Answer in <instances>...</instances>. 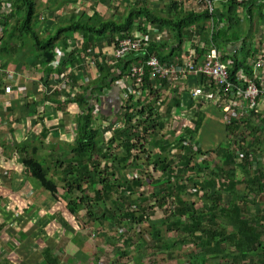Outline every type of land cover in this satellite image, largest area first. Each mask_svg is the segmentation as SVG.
Segmentation results:
<instances>
[{
    "label": "trees",
    "instance_id": "trees-1",
    "mask_svg": "<svg viewBox=\"0 0 264 264\" xmlns=\"http://www.w3.org/2000/svg\"><path fill=\"white\" fill-rule=\"evenodd\" d=\"M37 1L11 0L12 9L9 10V2L0 0V21H3L2 24L0 22V29L5 28L2 37H0V56H17V63L24 64L28 56L33 55L35 64L43 70L41 71L42 74L46 73L50 76L55 72L62 76L70 70L71 87H76V84L84 79L82 73L86 72L89 68L88 65L97 67L99 76L89 85L81 86L83 92L76 99L83 110V114L82 118L79 117V136L72 147V157L69 162L48 165L46 161L37 158L38 152L34 156L29 154L25 167L28 173L39 180L41 185L58 199L61 194L59 183L48 180L47 176L50 170H54L55 166L62 168L63 173L65 172L67 176L64 179L67 187L65 191L68 198H71V202L68 201V207L73 215H79L80 211L87 210L94 222L121 224L122 220H126L133 225L140 226L149 219V208L144 205L146 199L141 196L135 201L132 200L136 193L134 185L120 175L119 167H133L130 163L131 157H133L134 162L142 163L143 166L144 163H154L163 172V177L156 182L158 187L154 193V198L157 203L163 200L160 204L161 207L166 205V198H175V205L168 209L169 214L166 215V220L162 225L149 224L152 229L149 235L153 241L161 245L159 247L164 248L166 246L164 233L169 235L175 233L180 237L176 242L174 241L175 246L194 243L195 247L200 249V264H207L208 261H212L213 264H220L221 260H230L229 264H234V249L243 259L250 258L257 251L262 238L264 239V227L259 224L255 226L244 216L245 214L242 215V209L237 205V200L234 197L237 195L238 186L240 187L241 184L245 185L243 190H246L247 194L241 195L240 200H250L251 195H255L258 199L264 195V164L259 158L261 149L257 151L264 143L262 141L256 142L254 136V132L259 130V126L264 132V121H261L260 117L252 115L245 120L252 131L244 130L242 137L252 136L253 141L246 148L244 145H237V143L234 146L221 145L213 151L218 158L214 165L205 159L201 160V156H207L210 153L203 152L201 148L195 146L196 134L204 122V116L199 115L196 108H193L196 117L193 122L195 130L186 129L179 140L169 146L166 143V140L169 139L166 134L163 132L164 135L160 137L157 132L165 130L166 123L171 117L178 114L183 107H192L194 102L189 103L188 96H185L183 100L182 94L178 95V89L171 86L168 79H151V74L148 73L151 69L145 66L146 77L144 82L146 86L151 88V96L148 97L147 101L135 102L132 101L133 97H131V101H128L125 107L107 108L103 114H100L105 119L124 114V127L114 126L113 129L112 126L110 139L103 138L101 136L103 131L93 127L96 107L105 103V101H100V97L106 89H109L111 83L128 75L131 65L146 61L147 58H152L154 55L158 56L162 62L174 63L175 57L181 56V48L185 39L191 37V33L184 37L191 25L197 24V33L200 35L201 42L207 46L213 45L218 49L221 48L222 43L231 44L234 42L235 44L243 39L244 33L239 23L236 0L229 1L228 10L224 9L223 13L214 15L216 21L213 20V26L216 27L212 30L205 27L210 18L208 11H184L183 7L172 2L167 5L169 13L167 17L159 15L146 6L139 7L137 5L129 7L128 15L122 20L103 18L96 9L93 16L89 14L82 16L63 14L60 16V20H58L59 17H54L59 15L58 12L61 8L67 7L73 0H46L48 17H45L44 27L41 30L39 27L41 15L37 12ZM244 6L247 14H253V11L258 8V12L262 15L264 0H253L251 3L244 2ZM231 16L234 18V33L220 27L221 23L226 25L227 21L224 20ZM139 17L144 18L146 22L139 20ZM50 19H57L58 21ZM137 24L139 29L142 28L143 30L146 28V24H151L169 31L175 40L169 44L166 40L153 39L152 42H147L143 49L144 52L131 54L118 62L112 60L111 54L113 52L102 53L106 47L113 49L118 39L132 35ZM77 31H80L85 37L86 42L83 49L78 46L72 48ZM244 39L243 45L235 50L231 56L234 60L232 69L234 79L239 70L248 71L251 69L246 63L247 57L251 55L252 45L247 43L246 38ZM26 46L29 47L27 51L25 50ZM60 47L65 49L67 54L63 57L62 66L57 69L54 68L53 63ZM97 48H99L100 53L91 55L92 51ZM196 50L200 55H203L205 51L204 48L199 47H196ZM83 55L89 60H84ZM8 64L3 65L4 69L14 71L11 67H7ZM60 71L62 72L61 75ZM209 79L202 76L199 81L206 82L205 80L208 81ZM46 80L49 81V76L46 77ZM47 86L50 84L47 83ZM47 90L48 92L52 91V88H47ZM2 91L5 92V90ZM166 92H169L168 96H166ZM162 96L165 100H169L165 102ZM94 98L99 104L95 105ZM154 100L158 107L151 104ZM134 111L144 121L140 124L141 129L137 128V131L131 126ZM234 124V131L240 129L237 122ZM128 129L129 135L127 134ZM227 129L229 130V125ZM123 134L126 135L122 145L125 154L119 157L115 153L117 149H122V147L117 143L116 138ZM151 135L159 138L154 142V145L159 149L158 154L155 153L156 148L144 143L147 142V137ZM193 146L197 148V151H194ZM235 147L240 150L246 149L245 154L247 155L244 154L243 158L240 159L234 151ZM168 152L171 154L170 158ZM175 153L178 160L172 157ZM141 155L144 156L143 159H141ZM153 159L156 161L152 162ZM102 161L113 165L108 166L106 164L104 170H100ZM135 167H140V165ZM236 169H241L244 172L241 180L237 178V175H233ZM188 173L192 174L188 181L194 183V188L197 191H192L187 195L199 197L202 194L201 197L204 201L202 210L196 209L191 201L182 198L181 194L187 190V186L182 182ZM204 175L207 177H203ZM209 188L211 189L210 193L205 192ZM224 192L230 193L231 199L228 203L224 197ZM161 195L162 198H160ZM109 201L115 205L119 201L128 202L127 207L129 208L118 211L116 209L118 206H115L105 213L102 212V214L90 213L94 203H107ZM132 206L139 208V210H130ZM262 218L264 219V214ZM128 240L130 243L127 246L130 247L133 240ZM120 255L123 257L122 254ZM190 263L198 264V257L191 260Z\"/></svg>",
    "mask_w": 264,
    "mask_h": 264
},
{
    "label": "crops",
    "instance_id": "crops-1",
    "mask_svg": "<svg viewBox=\"0 0 264 264\" xmlns=\"http://www.w3.org/2000/svg\"><path fill=\"white\" fill-rule=\"evenodd\" d=\"M114 1L73 0L70 5L75 10L68 14L70 16L73 14H76V16H82L83 14L93 16L96 9L103 18H115L109 14V12H112L109 8H113L115 5ZM162 1L166 5L167 11L160 13L153 11L163 17L168 16L167 5L172 2L183 7L184 11H208L210 16L208 20L216 21L214 15L223 13L224 9L228 10L227 5L230 0ZM191 1L196 6L187 9L186 7L190 6ZM252 1H247L246 3H251ZM126 2L129 7L139 6L138 3L148 6V8L151 7L149 6L151 2L147 0H127ZM236 3L238 4L237 14L240 19L239 22H242L244 28L247 24V17H250L251 14H247L244 3H240L238 0H236ZM123 4L124 0H120L117 4L118 15H120L118 18L121 20L126 18L129 13V9L125 8ZM105 5L108 8L104 7ZM138 19L146 22L144 18L139 17ZM224 21H227V24L221 23L220 27L234 33V18L231 16ZM145 27L144 30L142 28L139 29L137 24L130 37L149 36L152 39L166 40L169 44H172L175 40L169 31L167 32L151 24H146ZM205 27L208 30H212L216 26H212L207 21ZM188 29L184 37L188 36L189 33H191V37L185 39L181 54L190 53L193 50L195 39L200 37L197 33V24L191 25ZM253 29L254 37L246 39L248 44L251 41L253 44L251 55L247 57L246 63L251 69L248 71L241 69L238 73L243 71L248 77L252 79L257 77L261 80L264 79V68H257L255 61L259 55L264 57V26L262 22L254 19ZM81 37L83 39L80 38L79 40L86 42L82 33ZM254 39L257 40L256 44ZM244 40L243 38L235 44L234 42L231 44L222 43L220 49L213 45L207 46L204 44L203 48L205 51L203 55L197 53L196 60L199 63L204 61L207 54L212 49H215L219 54L220 60L223 63L231 64L233 69L234 60L231 56L235 50L243 45ZM85 42L79 43L80 49L84 48ZM28 48L26 46L25 50L27 51ZM177 57L179 56H176L175 60ZM90 60L93 59L90 58ZM17 61V56H0V63L4 65L9 63L7 67H11L15 74L9 77L7 74L0 73V264H105L103 259L111 260L115 254L110 253V247L106 245L105 241H98L95 238L97 234H94L95 237H93L91 233L97 226L103 228L108 223L103 224L93 221L84 224L81 220H78V215H73L70 212L67 207L68 201L66 204L63 202L64 199H67V193L66 191L62 192L61 189V182L65 177H63L62 168L55 166L54 170H50L47 176L48 180L59 183L61 194L58 199L46 190L39 180L33 178L25 168L28 155L34 156L37 152V158L46 161L48 165L65 162L64 151L66 152L65 154L72 151V147L79 136L77 123H79V117L82 118L83 114V110L76 99L83 92L81 86H87L92 81L97 80L99 76L98 69L89 65L86 72L82 73L84 79L79 84H76V87H71L70 85L69 89L63 93V96H59L60 92L53 93V91L48 92L47 90V88H52L53 90L52 86H54L55 80L59 76L58 72L49 76V81H47L46 77L42 76V68L35 64L33 55L28 56L25 63L23 62L24 64H21V62L17 63ZM61 74L62 72L60 71ZM15 80L17 83H14ZM118 80L112 82L109 89L105 88L106 90L102 93L100 101L118 89L116 86ZM12 81L16 90L22 92L20 96H8L5 92L3 93L2 90H5L6 86H8L7 84H11ZM47 83L50 86H47ZM192 83L190 82V84ZM23 91H25V95H22ZM94 103L95 105L99 104L96 98H94ZM107 106L110 108L109 104ZM107 106H103L104 112ZM199 115L204 116L205 110L203 112L201 109ZM101 118V115L98 116L95 111L93 127L99 128L102 132ZM74 126L76 129L72 131ZM200 132L201 130L199 131L198 139L200 138ZM71 157H68L66 162H69L68 160ZM243 194H247L246 190L238 188L237 195L234 197L237 200V205L242 209V215L245 214L244 216L255 226L259 224L264 227V219L262 218L264 206L258 208L256 213L253 210L260 204L259 202L263 195L258 197V199H256L255 195H251L250 200H240ZM63 208H66L73 215L74 221H71L66 216ZM117 226L118 224H116ZM136 244L137 242H133L129 247L130 251ZM251 244H254V242H251ZM124 255H127V253H124ZM112 262L116 263L114 259ZM234 264H264V239L262 238L257 251L250 258L243 259L234 249Z\"/></svg>",
    "mask_w": 264,
    "mask_h": 264
},
{
    "label": "rangeland",
    "instance_id": "rangeland-1",
    "mask_svg": "<svg viewBox=\"0 0 264 264\" xmlns=\"http://www.w3.org/2000/svg\"><path fill=\"white\" fill-rule=\"evenodd\" d=\"M108 1H112V0H108ZM119 1L120 0H115L114 1L115 5L113 6V8H109V10L112 11V12H109L110 16L115 17V18H118V16H120V15H118V10H117L118 9L117 4ZM126 1L127 0H124L123 6L127 9H129V6H128ZM147 1L151 2V4H149V6H151V7H149V8H151L152 10L159 12V13L167 11L166 5H164V2L162 0H160V1L159 0H147ZM46 3H47L46 0H38L37 1V5H38L37 12H38V14L41 15V17L39 18L40 26L39 25L38 26L41 28V30H43V27H44L45 17H48V12L46 9ZM70 4L67 7L61 8V10L58 12L59 15L58 16L55 15L54 17H56V18L59 17L58 20H60L61 15H63V14L65 15V14H68L69 12L74 11L75 9H72ZM138 5L139 6H146L143 4L141 5L139 3H138ZM195 6H196L195 3L193 1H191L190 6L186 7V8L191 9ZM104 7L108 8L107 5H105ZM257 9L258 8H256L253 11V14H251L250 17H247V24L245 25L244 28H243L242 22H239L241 29L243 30V32H245L243 38L250 39L251 37H254V29H253L254 19H257L258 22H262V25L264 26V6H263V14L262 15L258 12ZM255 15H256V17H255ZM253 16H254V19H253ZM50 20H53V19H50ZM55 20L58 21L57 19H55ZM55 20H53V21H55ZM118 20H121V19H118ZM244 24H245V22H244ZM75 38L77 39V42H75L72 45V48L75 46H78L80 42H85L84 40H78L80 38L83 39L81 37V33L79 31L75 33ZM263 39H264V37H263ZM254 41L256 44L257 40L254 39ZM59 51H61L63 54H65V53L67 54V51L61 47L59 48ZM99 51H100L99 48H97L96 50L92 51L91 55L97 54ZM56 54H57L56 55V59H57L58 57H60V55L58 54V52ZM29 57H30V55H29ZM112 57H113V55L111 54V58ZM83 59L87 60V61L89 60V58H86L85 55H83ZM118 61H120V60H118ZM118 61H116V62H118ZM15 69H17V68H15ZM60 81H62V80L56 79L55 84L52 87L54 88ZM11 83H13V81ZM14 83H17V81L15 80ZM199 87H201V85L194 84V83L189 84V90L196 89ZM52 91L54 93V90H52ZM52 91H49V92H52ZM24 92L25 91H23L22 95L26 94ZM21 93L22 92L20 91V94ZM189 93L191 94L190 91H189ZM61 95L63 96V94H59V96H61ZM168 95H169V92H166V96H168ZM50 96L53 97L52 94H50ZM162 99L165 100V98L163 96H162ZM168 100L166 99L165 102H167ZM151 104L154 105L155 107H158V104L155 102V100L152 101ZM201 109L203 110V112L205 110L204 122L202 123V128L200 129L201 130L200 138L198 140H196L195 146L198 148H201L202 151L204 150L203 152H209L210 153L207 156H201V160L205 159V161H208L212 165H214V163L218 160V158L216 157V155L214 154L213 151L215 149L219 148L221 145L222 146H226V145H233L234 146L237 143V145H244V147L246 148L247 145L253 141L252 136L242 137V134H241L243 129L248 130V131H252L250 126L246 125L243 128L234 131V125L235 124H231L232 125V127H231V125L224 122L221 112L219 111V109L215 108L212 104L203 105V107ZM101 110H102V114H103L104 111H103V109H101ZM123 115L111 116V117H108L107 119L101 118L100 124L103 127V132H102L101 136L103 138H106V139L111 138L112 126L115 125L117 123V121L123 122L124 121ZM193 118L195 119L194 113H193ZM104 120L106 122H104ZM142 122H144V121L134 111L133 112L132 125H131L132 127H134V130L136 129V131H137V128L141 129L140 124ZM228 125H229V130L227 129ZM118 126H120V124H118ZM170 128H171V126H168L165 128V130L158 131L157 134L160 137L163 136L164 134H166L167 138L171 139V140L167 139L166 141H168V142H166V143L171 145L173 142L176 143L179 140V137L181 135L180 131L182 129V125H181L178 118H176V117L174 118L173 127L171 128V130H170ZM72 131H75V130H72ZM128 131H129V129L127 130V134L129 135ZM163 132H164V134H163ZM198 132H197V134H198ZM256 132H258V134H256ZM254 136H255L256 142L262 141L264 143V132L261 131L260 126H259V130H256L254 132ZM125 138H126V135H124V134L121 136H117V138H116V140L118 141L117 143H119V145L122 147V149L121 148L117 149V152L115 153V155H118L119 157L120 156L122 157V155L125 154L123 152L124 148L122 146L123 140ZM158 139H159L158 136L151 135V136L147 137V139H146L147 142H144V143L146 145L152 146L153 148H156V151H155V153H156L157 151H159V149L156 145H154V142ZM116 146H118V144H116ZM237 150L239 151L240 154H245L247 152L246 149L240 150L239 148L235 147L234 151H237ZM259 150H260L259 158L262 159V162L264 164V145L257 149V151H259ZM151 151H152V149H151ZM65 153L66 152L64 151V154H63L64 159L67 160L68 157L71 156L72 151L70 153H67V154H65ZM168 153H169L168 157L170 158L171 154H170V152H168ZM245 155H247V154H245ZM141 157H142L141 159L144 158L143 155H141ZM172 157H173V159L178 160V156L176 155V153L173 154ZM47 160H48V162H50L49 159H47ZM66 160H64V161L66 162ZM106 161L101 162L100 170H104V165H106V164L108 166L113 165L112 163H107ZM151 161L155 162L156 159H153ZM130 163H132L133 167H131V166H129L127 168H120L119 167L120 175L123 176L124 178H126V180L129 183H133L134 189L136 191L134 197H132L133 201H135L138 197H141V196L146 199V203L144 205H146L149 208V212H148L149 219L146 223H143L140 226H136V225H133L126 220H122L123 222H121V224H118V226L116 227L115 222H113L111 220V218L109 216H107V218L110 219L113 223H109L106 226L104 225L103 228H100L99 226H97V228L93 230V233H91V236H93V237H95L94 234H97V237H95V238L100 242L105 241L106 245L110 247V253L115 254V256H113V258L111 260L110 259H103V262H105V264H191L190 261L198 257V264H200V258H201L200 249L199 248L197 249L195 247L194 243L181 244V245L178 244L177 246H175L174 241L176 242L180 238L175 233H173L171 235H169L168 233L163 234V236L165 238V243H166V246L164 248L159 247L161 245H159V243H156L155 241H153L151 235H149V234H151V231H152L151 226H149V224L154 225V226L155 225L161 226L162 223L166 220V215L169 214L168 209L172 208V206L175 205V198L174 197L172 199L166 198V202H165L166 205H164V207H161L160 204L163 200H160L157 203L156 199L154 198V193H156V191H157L156 188L158 187L156 182L159 181L160 178L163 177L162 169L154 163H144V166H143L142 163L139 164L137 162H134L133 157L130 158ZM137 165H140V167H135ZM2 171L5 172L4 169H2ZM243 173L244 172L241 169H236L235 172L233 173V175H237V178L239 180H241L243 178ZM64 174H65V172H64ZM64 174H63V177L64 176L65 177L63 178V181L61 182L62 192H64L65 189L67 188L66 183L64 181V179L67 176ZM191 175L192 174L188 173L185 176L184 181L182 183L187 186V190L184 191L181 195H182V198H186L188 201H191L195 205L196 209L202 210L204 208V201H203V198L201 197L202 194H200L199 197H197L195 195H191V196L187 195V193H192V191H197V189L194 188V183L188 181V178ZM203 177H207V175H204ZM195 181H197V180H195ZM244 187H245V185L241 184L240 187H238V188L243 190ZM210 191H211L210 188L205 190V192H209V193H210ZM66 197L68 198V196H66ZM162 197L163 196L161 195L160 198H162ZM224 197H226L227 203L231 199L229 192H224ZM67 201L71 202V198L69 197L68 200H66V199L63 200V202H65V204ZM259 203L260 204L257 205V207H255L253 209L254 213H256L258 208H261L264 206V195L262 196ZM128 204H129L128 202H124V201H119L117 205H115L111 201H109L107 203H103V202L94 203L92 206V209L90 210V213L91 212H97V214H102V212L105 213L109 209H111L115 206H118L116 208V209H118V211H124V210H126V208H129V207H127ZM135 209H136V211L139 210V208H135V206H132L130 208V210H132V211H134ZM63 211L66 213V216L71 221H74L73 215L71 213H69L66 208H63ZM77 218H78V220H81L84 224H88L90 222H93L91 219V214H88L87 210L80 211ZM128 239L133 240V242H137V244L134 246L132 251H130L129 247L127 246V244L130 243V241ZM124 243L126 245V248H125ZM125 249H126V251H125ZM124 253H127V255L132 254L133 256L128 257L127 255H124ZM119 254H122L123 257H121V255H120V258H119ZM113 259L116 261V263L112 262ZM98 260H99V258H98ZM107 260H109V261H107ZM229 263H230V260H221L220 261V264H229ZM207 264H213V263H212V261H208Z\"/></svg>",
    "mask_w": 264,
    "mask_h": 264
},
{
    "label": "built area",
    "instance_id": "built-area-1",
    "mask_svg": "<svg viewBox=\"0 0 264 264\" xmlns=\"http://www.w3.org/2000/svg\"><path fill=\"white\" fill-rule=\"evenodd\" d=\"M238 1L244 3L248 0ZM209 24L213 26V20ZM152 40L149 36H136L121 40L112 53L114 57H112V60L116 62L129 57L131 54L144 52L145 45H147V42H152ZM57 52L60 57L55 60L53 66L58 69L62 66V60L66 56V53L63 54L59 49ZM196 57L197 53L193 49L190 53L181 54L171 64L162 62L158 56L154 55L152 58H147L146 61L139 63L140 65H131L128 75L116 82L124 103L123 107H125L128 101H131V97H133L132 101L136 102L143 101L146 97L151 96V88L146 86L144 82L146 77L145 66H148L151 69V71H148L151 74V79H168L171 86L178 89V94L184 95L188 92L190 99L195 102H201L204 99L215 104L217 100H221L223 103L219 102L216 104L222 108L224 119L229 124H232L234 119L240 120L246 113L255 112L264 117V79L260 80L257 77L252 79L243 71H240L236 75V80H232V65L223 63L215 49H212L207 54L206 59L200 63L197 62ZM255 62L257 68H264L263 55H259ZM70 74L71 71L69 70L64 75L57 76V79H61L62 81L53 90L67 91L71 85ZM202 76L210 78L209 80L213 83V86L208 81L207 87V84H200L201 87L189 90L190 78H201ZM103 106V104L97 106L96 114L98 116L102 114L101 109H103ZM182 118L187 120L186 112L182 114ZM104 122L106 121L104 120ZM124 125V121H117L113 126L122 128ZM187 126H191L188 121L183 124V128ZM72 129L75 130L76 128L73 127ZM242 157L243 154H240V158Z\"/></svg>",
    "mask_w": 264,
    "mask_h": 264
},
{
    "label": "clouds",
    "instance_id": "clouds-1",
    "mask_svg": "<svg viewBox=\"0 0 264 264\" xmlns=\"http://www.w3.org/2000/svg\"><path fill=\"white\" fill-rule=\"evenodd\" d=\"M248 1H251V0H248ZM245 2H247V1H245ZM211 23V21L209 20L208 21V23ZM116 36H118V35H116ZM130 36H127V37H125V38H120V39H118L117 41H116V43H115V47L113 48V49H115L116 48V46L118 45V43L121 41V40H123V39H127V38H129ZM79 40V39H78ZM74 41L75 42H77V39L75 38L74 39ZM202 45V46H201ZM251 45H252V47H253V44H252V41H251ZM196 47H199V48H203L204 47V43L203 42H201V40H200V37H198L197 39H195V41H194V43H193V49L196 51V53H197V50H196ZM113 49H110L109 47H106V49H103V51H102V53H112L114 50ZM252 49V48H251ZM111 50H113V51H111ZM98 53H100V52H98ZM198 55V54H197ZM198 58H199V56H198ZM237 75V74H236ZM199 79H202V77L200 78H193V77H191L190 78V82H193L194 84H198V85H200V84H207L206 85V87L208 86V81L209 82H211L210 80H205L206 82H203V81H199ZM231 79L233 80L234 78H233V74H232V69H231ZM236 80V76H235V79H234V81ZM211 85L213 86V83L211 82ZM119 89V88H118ZM118 89L116 90V91H114V92H112L110 95L111 96H107V97H104L103 99H105V98H108V100L107 101H105V103H101V104H103V105H108L109 104V100L110 99H112V98H114L115 100H116V104L115 105H110V108H112V109H114L115 107H117V106H124V103H123V100H122V98H121V95H120V89H119V91H118ZM178 95H180V94H178ZM185 96H188L189 97V95H188V92L187 93H185L184 95H182V99L184 100V98H185ZM146 99H148V97H146L145 98V100ZM189 99H190V97H189ZM145 100H140V101H142V102H144ZM147 101V100H146ZM190 102H194V105L192 106V107H183L182 108V110H180L179 112H178V114H175V116L174 117H171L170 119H169V123L167 122L166 123V127H168V126H171V128L173 127V121H174V118L176 117V118H178L179 119V121H180V123H181V125H182V129H181V135L180 136H182V134H183V132H185L186 131V129H194L195 130V126H194V124H193V122L196 120V117H195V112L193 111V108H196L197 109V111L198 112H200V110H201V108L203 107V105H207V104H212L215 108H217V109H219V111L221 112V114H222V116H223V120H224V122H226V119H224V113H223V111H222V108L218 105V104H216V103H219V102H221V103H223L221 100H217L216 102H215V104H214V102H211V101H207V100H201V102H198V101H193V100H191L190 99V101H189V103ZM100 104V105H101ZM186 104V103H185ZM184 112H186V119L187 120H185V119H183L182 118V114L184 113ZM193 113H194V117H195V119L193 118ZM252 115H257L258 117H260V120L261 121H264V117L262 116V115H258L257 113H255V112H251V113H246L245 114V116L244 117H242L240 120L239 119H234V121H233V123L232 124H234L235 122H237L238 123V126L240 127V129L241 128H243L244 126H246L247 124L245 123V120L247 119V118H250V116H252ZM189 122V124L191 125V126H187V127H185V128H183V124L185 123V122ZM125 123V122H124ZM226 123H228V122H226ZM229 124V123H228ZM229 125H231V124H229ZM232 126V125H231ZM171 128H170V130H171ZM239 130V129H238ZM172 132V131H171ZM242 132H244V129L242 130ZM242 132H241V134H242ZM198 134H199V132H198ZM198 134L196 135V140H198ZM169 140H171V139H169ZM166 142H168V141H166ZM169 146H170V144H168ZM192 145V144H191ZM193 148H194V150L195 151H197V148L196 147H194L193 146ZM173 151H175V150H173ZM204 151V150H203ZM134 153H135V151H133ZM159 153V151H157L156 152V154H158ZM171 153H173L172 152V150H171ZM236 154L240 157V153H239V151L237 150L236 151ZM243 156H244V154H243ZM243 158V157H242ZM242 158H240V159H242Z\"/></svg>",
    "mask_w": 264,
    "mask_h": 264
},
{
    "label": "bare ground",
    "instance_id": "bare-ground-1",
    "mask_svg": "<svg viewBox=\"0 0 264 264\" xmlns=\"http://www.w3.org/2000/svg\"><path fill=\"white\" fill-rule=\"evenodd\" d=\"M9 2V10L10 9H12V3H11V0H9L8 1ZM1 22V24L3 23V21L1 20L0 21ZM4 30H5V28L4 27H2L1 29H0V37H2V33L4 32ZM4 64H2V63H0V73H4V74H7L9 77L10 76H13L14 75V71H12V70H5L4 69V66H3ZM6 73H5V72ZM42 76H45V77H47V76H50L49 74H42ZM8 86H6V89H5V93H6V95H8V96H13V95H15L16 97L17 96H20V92L18 91V90H16V87H15V85L13 84V83H11V84H7ZM54 92H60L61 94H63L64 92H66V90H63V91H57V90H54ZM96 111H97V109H96ZM77 126L79 127V124L77 123ZM75 127V126H74ZM76 128V127H75Z\"/></svg>",
    "mask_w": 264,
    "mask_h": 264
},
{
    "label": "flooded vegetation",
    "instance_id": "flooded-vegetation-1",
    "mask_svg": "<svg viewBox=\"0 0 264 264\" xmlns=\"http://www.w3.org/2000/svg\"><path fill=\"white\" fill-rule=\"evenodd\" d=\"M116 104V100L114 98L109 100V105H115Z\"/></svg>",
    "mask_w": 264,
    "mask_h": 264
},
{
    "label": "water",
    "instance_id": "water-1",
    "mask_svg": "<svg viewBox=\"0 0 264 264\" xmlns=\"http://www.w3.org/2000/svg\"><path fill=\"white\" fill-rule=\"evenodd\" d=\"M118 91H119V89H118ZM107 100H108V98L102 99V101H107Z\"/></svg>",
    "mask_w": 264,
    "mask_h": 264
}]
</instances>
